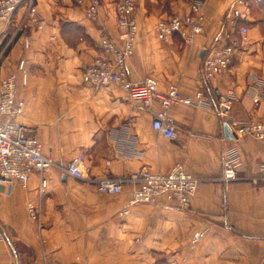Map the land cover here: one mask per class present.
<instances>
[{"label":"crops","instance_id":"0c3cea01","mask_svg":"<svg viewBox=\"0 0 264 264\" xmlns=\"http://www.w3.org/2000/svg\"><path fill=\"white\" fill-rule=\"evenodd\" d=\"M162 1L136 0L139 33L127 69L134 82L152 75L161 93L174 83L191 97L170 109L173 137L153 125L159 99L148 107L120 84L83 79L84 67L102 54V35L118 34L115 0H102L97 19L77 0H36L42 28L15 33L23 9L0 26V78L18 73L19 121L55 161L43 191L34 173L26 187L15 183L0 196V264H264V143L253 135L229 141L224 130L226 120L264 116V24L249 7L230 69L207 79L205 48L228 35L224 18L235 0H167L169 11ZM192 2L200 3L202 31L187 43L179 33L162 39L158 20L188 14ZM227 91L234 101L221 118L219 95ZM228 146L238 158L232 180L222 178ZM76 155L84 159L83 177L64 169ZM178 162L200 177L189 208L130 203L135 171L165 172ZM103 177L121 179L122 190H99Z\"/></svg>","mask_w":264,"mask_h":264},{"label":"built area","instance_id":"2783aa9c","mask_svg":"<svg viewBox=\"0 0 264 264\" xmlns=\"http://www.w3.org/2000/svg\"><path fill=\"white\" fill-rule=\"evenodd\" d=\"M101 2L102 0H77V3L84 5L85 12L91 19H97ZM115 3L118 34L116 37L111 34L102 35V54L84 67L83 79L97 86L120 84L132 99L140 100L148 107L155 99H159L161 108L155 112L153 125L159 132L173 137L175 130L170 109L180 102L191 103V97L183 95L174 83L169 85L167 92L161 93L158 90V81L152 75L138 82L129 79L127 62L134 53L139 33L137 3L136 0H115ZM249 7L248 0H235L225 13L224 23L229 27L228 35L218 38L205 48L202 62L205 78L212 79L230 69L246 38L248 27L240 22ZM20 9H23L24 14L15 33L26 25L39 29L43 27L44 21L35 0H0V26L8 27ZM202 29L199 2H192L188 14L169 15L159 19L156 24V30L162 39L168 40L175 33H179L186 43L191 42L194 35ZM19 70L25 71L24 61L20 62ZM18 80L17 72L0 78V196L11 193L15 183L26 187L34 173L40 174L43 191L48 185L45 173L55 165V161L44 153L38 136L19 121L24 101L18 97ZM233 101V91L220 93L217 113L221 118L228 117ZM255 101L259 103L261 97L258 95ZM230 131L233 137L229 141L236 137L253 135L264 143V116L244 121L231 120ZM83 161V156L76 155L64 169L72 175L83 177ZM237 174L238 158L233 148L228 146L224 149L222 178L232 180ZM130 178L137 184L130 200L131 204L165 200L183 208L191 206L192 196L200 183V177L187 171L179 162L165 172L142 167ZM96 183L102 191L122 190L121 179L103 177L97 179ZM30 212L32 216L37 217L38 211L32 204ZM123 212L127 213L128 208Z\"/></svg>","mask_w":264,"mask_h":264},{"label":"rangeland","instance_id":"374dc122","mask_svg":"<svg viewBox=\"0 0 264 264\" xmlns=\"http://www.w3.org/2000/svg\"><path fill=\"white\" fill-rule=\"evenodd\" d=\"M167 0H163L162 1V8H163V10H167V11H169V9L171 10V4L170 3H168V1L166 2ZM257 1H260V0H257ZM35 2H36V0H35ZM37 3V2H36ZM168 3V4H167ZM256 15V17H262L263 19H262V23L264 24V11L263 10H256V13H255ZM168 15H171L170 13L168 14ZM163 18V17H162ZM5 48V46L4 45H2V47L0 48V54L2 53L1 51H3V49Z\"/></svg>","mask_w":264,"mask_h":264},{"label":"trees","instance_id":"16d2710c","mask_svg":"<svg viewBox=\"0 0 264 264\" xmlns=\"http://www.w3.org/2000/svg\"><path fill=\"white\" fill-rule=\"evenodd\" d=\"M249 1V5H250V9L252 11V13L254 15H256V10H263L264 11V0H248ZM261 19H263L262 17H259Z\"/></svg>","mask_w":264,"mask_h":264},{"label":"water","instance_id":"95a60500","mask_svg":"<svg viewBox=\"0 0 264 264\" xmlns=\"http://www.w3.org/2000/svg\"><path fill=\"white\" fill-rule=\"evenodd\" d=\"M203 52V51H202ZM224 130H225V133L227 135V137L229 138H232L233 135L230 131V124H229V120H226L225 123H224Z\"/></svg>","mask_w":264,"mask_h":264}]
</instances>
